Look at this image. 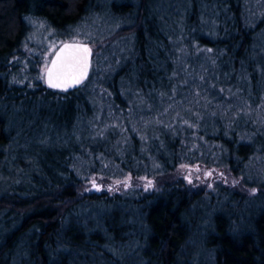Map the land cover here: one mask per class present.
I'll list each match as a JSON object with an SVG mask.
<instances>
[{
  "label": "trees",
  "instance_id": "1",
  "mask_svg": "<svg viewBox=\"0 0 264 264\" xmlns=\"http://www.w3.org/2000/svg\"><path fill=\"white\" fill-rule=\"evenodd\" d=\"M32 9L114 21L80 88L12 96ZM0 107V264H264V0H0Z\"/></svg>",
  "mask_w": 264,
  "mask_h": 264
},
{
  "label": "rangeland",
  "instance_id": "2",
  "mask_svg": "<svg viewBox=\"0 0 264 264\" xmlns=\"http://www.w3.org/2000/svg\"><path fill=\"white\" fill-rule=\"evenodd\" d=\"M102 15L103 12L99 10L95 13H90V15L63 30H56L51 27L46 19L36 13L35 9H32L31 12L25 15L26 29L22 35L20 46L6 62L3 73L8 86L15 91L12 96H25L29 92H37V94L41 95L47 91L44 84L45 70L54 51L62 43L89 41L92 44L99 45V42L110 35L115 28L114 21ZM98 53L101 56L100 52ZM100 56L98 61L99 66L105 65L104 67L108 68L110 62L105 58H100ZM44 107L48 111L42 97H29L19 101L13 106V114L16 115L18 120L22 119L23 115L28 114L31 116L30 122L36 123L41 117ZM1 114H3V111L0 107V115ZM17 123L19 124L20 121H17ZM48 132V130L43 129L41 133L34 137L35 143L47 145L49 141H45L44 138L50 137V133ZM246 169L251 175L250 178H252L256 184L264 183V165L261 163L260 158L255 157L251 159ZM255 188V185H250L246 203L249 204V208L256 210L260 205L255 199L258 195ZM241 206L242 211L243 207L247 206V204L245 205L244 203ZM239 213L240 211L238 214ZM197 246L198 249H201L200 242H197ZM198 252H200V250H198ZM204 256L207 263L211 264V255L208 253Z\"/></svg>",
  "mask_w": 264,
  "mask_h": 264
},
{
  "label": "snow or ice",
  "instance_id": "3",
  "mask_svg": "<svg viewBox=\"0 0 264 264\" xmlns=\"http://www.w3.org/2000/svg\"><path fill=\"white\" fill-rule=\"evenodd\" d=\"M91 50L78 43L65 44L56 59L51 62V67H46V82L50 88H59L67 91L69 87L83 83L87 78L88 68L90 66L89 57ZM211 175V173H206ZM130 179V178H129ZM127 184V181H124ZM151 181L148 182V186ZM93 187L99 191L93 180ZM111 191V189H109Z\"/></svg>",
  "mask_w": 264,
  "mask_h": 264
},
{
  "label": "water",
  "instance_id": "4",
  "mask_svg": "<svg viewBox=\"0 0 264 264\" xmlns=\"http://www.w3.org/2000/svg\"><path fill=\"white\" fill-rule=\"evenodd\" d=\"M72 43H74V42H64V43H62L60 46H58L57 49L54 51V53H53V55H52V57H51V59H50L49 64H48L47 67H51V62H52L54 59H56L57 54L60 52V49H61L65 44H72ZM75 43H78V44H80V45H82V46H84V47H88V48L91 50V55H90V57H89L90 66H89V68H88L87 78L84 79L83 83H81V84H79V85L71 86V87L68 88L67 91H62V90L59 89V88H50V87L48 86L47 82H46V76H45V74H44V84H45V86H46L48 89H50V90H52V91L64 92V93H66V92H71V91H74V90L80 88V87H81V86L87 81V79H88V77H89V75H90V71H91V64H92V48H91V46H90L88 43H85V42H75ZM45 72H46V70H45Z\"/></svg>",
  "mask_w": 264,
  "mask_h": 264
}]
</instances>
